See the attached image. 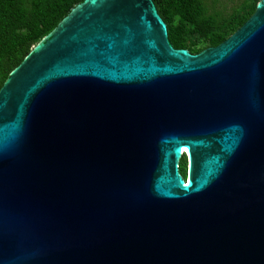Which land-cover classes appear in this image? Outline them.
<instances>
[{
    "label": "water",
    "instance_id": "water-1",
    "mask_svg": "<svg viewBox=\"0 0 264 264\" xmlns=\"http://www.w3.org/2000/svg\"><path fill=\"white\" fill-rule=\"evenodd\" d=\"M0 264H264V0L195 55L152 0L38 42L0 87Z\"/></svg>",
    "mask_w": 264,
    "mask_h": 264
},
{
    "label": "trees",
    "instance_id": "trees-1",
    "mask_svg": "<svg viewBox=\"0 0 264 264\" xmlns=\"http://www.w3.org/2000/svg\"><path fill=\"white\" fill-rule=\"evenodd\" d=\"M83 0H0V87L32 48ZM174 49L195 55L216 47L237 31L261 0H240L230 11L213 0H152ZM185 178L186 158L179 164Z\"/></svg>",
    "mask_w": 264,
    "mask_h": 264
},
{
    "label": "rangeland",
    "instance_id": "rangeland-1",
    "mask_svg": "<svg viewBox=\"0 0 264 264\" xmlns=\"http://www.w3.org/2000/svg\"><path fill=\"white\" fill-rule=\"evenodd\" d=\"M212 1L213 0L207 1L208 6L212 5ZM239 3H240V0H218L217 3L214 5V7L216 9H220V10L225 9L226 11H230L233 7H236L237 5H239Z\"/></svg>",
    "mask_w": 264,
    "mask_h": 264
},
{
    "label": "bare ground",
    "instance_id": "bare-ground-1",
    "mask_svg": "<svg viewBox=\"0 0 264 264\" xmlns=\"http://www.w3.org/2000/svg\"><path fill=\"white\" fill-rule=\"evenodd\" d=\"M184 152H185V151L181 150V151H180V154H184Z\"/></svg>",
    "mask_w": 264,
    "mask_h": 264
},
{
    "label": "flooded vegetation",
    "instance_id": "flooded-vegetation-1",
    "mask_svg": "<svg viewBox=\"0 0 264 264\" xmlns=\"http://www.w3.org/2000/svg\"><path fill=\"white\" fill-rule=\"evenodd\" d=\"M186 177V176H185Z\"/></svg>",
    "mask_w": 264,
    "mask_h": 264
}]
</instances>
